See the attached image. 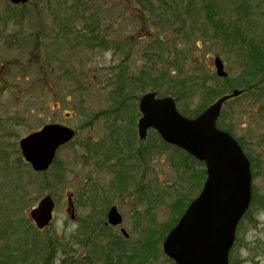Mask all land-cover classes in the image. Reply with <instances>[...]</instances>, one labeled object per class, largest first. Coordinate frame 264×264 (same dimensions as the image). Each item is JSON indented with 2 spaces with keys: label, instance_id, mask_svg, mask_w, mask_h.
<instances>
[{
  "label": "rangeland",
  "instance_id": "rangeland-1",
  "mask_svg": "<svg viewBox=\"0 0 264 264\" xmlns=\"http://www.w3.org/2000/svg\"><path fill=\"white\" fill-rule=\"evenodd\" d=\"M193 1L198 22L182 13L184 19L165 28L157 48L148 43L158 31L156 20L141 28L145 14L128 0H30L23 6L0 0V248L24 253L33 240L51 236L84 258L90 252L85 238L95 233V224L87 235L79 227L91 215L130 253L148 225H163L174 216L175 202L197 194L196 189L191 193L188 162L177 151L153 129L145 139L138 137L142 92L131 94L125 84L129 77L144 76L148 84L158 78L166 63L160 49L172 56L169 62L186 59L188 70L206 75L212 84L215 56L228 78L238 76L241 61L230 41L208 42L192 31L204 26L207 16L200 7L209 0ZM214 1L215 19L227 14L256 41H264V0H248L251 12L241 18L239 0ZM167 18L158 25L165 26ZM93 32L106 42L92 38L87 45ZM167 84L168 78L155 82L159 88ZM119 96L126 107L117 105ZM197 101L193 97L190 108ZM219 118L244 146L254 174L251 204L238 225L230 259L232 264H264V97L247 95L225 104ZM50 122L71 127L75 136L57 151L50 173L41 175L24 162L19 140ZM134 152L138 155H130ZM48 193L55 200L54 217L38 229L29 211ZM110 205L122 216L119 225L107 223ZM148 262L174 264L162 243Z\"/></svg>",
  "mask_w": 264,
  "mask_h": 264
},
{
  "label": "water",
  "instance_id": "water-1",
  "mask_svg": "<svg viewBox=\"0 0 264 264\" xmlns=\"http://www.w3.org/2000/svg\"><path fill=\"white\" fill-rule=\"evenodd\" d=\"M10 1L19 4L28 0ZM214 66L217 76H227L219 56L214 57ZM239 94L241 89L233 88L195 117L180 113L176 99L170 95L157 96L150 91L138 99L139 138H145L147 130L152 128L163 141L183 149L205 166L202 188L162 242L164 253L175 264H229L236 227L251 199V170L241 145L216 122L224 102ZM73 136L74 131L68 126L45 124L20 138L21 155L34 171H45L53 162L56 150ZM54 205L52 196L46 194L31 208L29 214L37 228L51 222ZM121 220L116 206H111L107 222L116 225Z\"/></svg>",
  "mask_w": 264,
  "mask_h": 264
},
{
  "label": "trees",
  "instance_id": "trees-1",
  "mask_svg": "<svg viewBox=\"0 0 264 264\" xmlns=\"http://www.w3.org/2000/svg\"><path fill=\"white\" fill-rule=\"evenodd\" d=\"M128 1L132 5L139 6L140 10L145 14V18L141 20V28H144L147 24L152 25L156 20L158 31L153 30L152 34L154 35L148 40V43L154 44L157 48H161V45L159 46V44L162 41V36L165 34V28L172 29L171 24H173L175 20L178 21L177 19H184L181 16L182 13L185 12L186 18L190 19L192 23L198 22L196 14L197 9L192 10L193 0ZM239 1L241 6L238 7V13H241V15H238V18H241L244 15V12H251V9L247 5L248 0ZM215 4L214 0H209V2L205 1V3L201 5L200 8L205 11L207 20L204 26H202L201 29L199 28V31L196 28H193L192 31H196L198 35L200 34L208 42L214 39L225 41L226 43L230 41L232 48L235 49L236 54L241 61V70L238 76L235 78H222L224 83L221 85L218 83L220 78L213 75L215 78L213 83L215 84H212V82H210L211 79L206 75L197 76L194 74V70H188L186 59H183L181 62H169L172 56L165 54L164 51L160 49V57L164 58V61L166 62L164 65L165 68L160 70L161 73L158 74V78L155 75L154 79L150 81L151 84L144 82V76L129 77L128 80L125 79V84L130 88L131 94H135L138 91L142 93L148 90L156 91L155 89H157V93L159 92L161 95H170L176 98L177 107L180 113L187 117L196 116V114L202 111V109L209 103L220 95L229 92L232 88H238L242 91L240 95L228 99L225 102L227 105H230L238 98L241 99L247 95L260 98L264 97V41H256L253 36L243 31L240 26L235 23V18H229V15L227 14L220 15L217 19H215L216 17H213L212 15V13H214L212 8H216ZM247 14L249 15V13ZM251 14L253 16V13ZM167 15V24L165 26L162 24V27H160L158 22H160V20ZM89 24L90 23H88L87 28H91V24ZM209 30L211 31L210 33ZM92 34H94L93 37L85 39L87 45L91 44L93 40L94 42L97 41L101 43L100 45L106 42L104 37L99 35V32H93ZM182 50L184 51L186 49L183 48ZM161 78H168V84L163 88L156 87L155 82ZM131 94H129V96H131ZM193 97H197L198 101L193 106L194 108H190L189 101H191ZM124 101L125 99H122L119 96L117 105L118 103H122L121 108L126 107L127 101ZM121 112H127V109L125 108ZM130 119L132 120L131 116L129 121ZM217 126L232 133L229 127L224 126L221 118L217 120ZM238 142L244 149L242 143L239 140ZM165 145L168 147L170 146L174 151H177L182 158L188 162L186 165H189L188 169H190L192 174L190 176L189 173L188 177V180H190L189 184L192 189L191 193L193 195L195 189L197 191L196 193H199L206 177L205 168L198 167L199 165L204 166L203 162L198 161L191 154L175 145H170L166 142ZM245 153L249 157V154L247 152ZM131 154H135L136 156L138 155L137 152L130 153V155ZM52 169L53 165L47 171L39 174L45 175L50 173L49 171ZM253 176L254 174L252 173V177ZM190 201L191 198L185 197L182 201L175 202L173 204L174 216L163 225L154 227H150L151 225H148L147 229L143 230V236L134 244L133 247L130 248V253L126 252L127 248L125 246L115 240L114 235L106 232L107 227L103 225L102 222H92L91 215H87L84 220L82 219L83 221H81L79 228L87 235V233L90 232L88 230L90 228L89 225L95 224V229L93 231V233H95L91 237L85 238L88 240L86 245L90 247V252L89 255L87 254L84 258H81L79 254H76L74 249L69 248V245L62 243V241L59 242L57 239H53L50 236L48 240L41 238L33 240L32 244L25 248L24 253L18 248H13L11 250L4 247V249L0 248V264H36L39 256V264H149L148 260L157 256L159 245L164 241L168 231L177 223ZM102 215H104V212ZM235 243L236 241L234 244ZM230 264H232L231 259Z\"/></svg>",
  "mask_w": 264,
  "mask_h": 264
}]
</instances>
